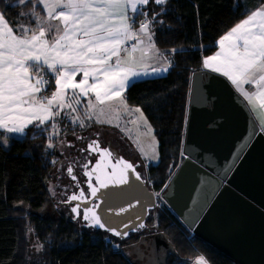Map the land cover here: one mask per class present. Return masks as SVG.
<instances>
[{"label": "snow or ice", "instance_id": "obj_1", "mask_svg": "<svg viewBox=\"0 0 264 264\" xmlns=\"http://www.w3.org/2000/svg\"><path fill=\"white\" fill-rule=\"evenodd\" d=\"M166 3L167 0H15L9 4V8L19 9L15 13L19 20L10 21L0 11V132L23 136L26 129L36 127L48 132L47 147L55 148L53 138L61 135L59 118L67 117L70 123L86 128V121L93 119L97 124L111 123L104 118L107 110L119 112L122 108L139 113L151 136L153 130L142 109H129L125 93L143 78L161 76L172 67V61L154 42L153 22L159 13L149 17L147 11L150 4ZM217 43L219 50L204 57L202 67L225 77L254 111L264 110V0H257L256 7L244 13ZM146 60H156L160 66ZM7 140L3 138L5 145ZM152 141L158 144L154 136ZM81 151L90 156L99 154L91 170V160L83 165L94 200H100L98 193L102 189L128 184L129 171L135 180L142 179L136 166L115 157L109 148H101L98 140L90 141ZM140 151L147 156L143 148ZM152 152L151 159H158L155 147ZM67 174L73 181L77 179L72 166L67 167ZM72 201L85 205V226L98 227L121 239L128 236V232L102 220L96 211L101 204L87 200L84 190L72 194L66 202ZM134 206L129 204L128 208ZM128 208L121 207L115 215ZM80 209L81 203L71 208L74 218L81 216ZM144 227L139 223L132 230ZM195 264L207 261L201 256Z\"/></svg>", "mask_w": 264, "mask_h": 264}, {"label": "trees", "instance_id": "obj_2", "mask_svg": "<svg viewBox=\"0 0 264 264\" xmlns=\"http://www.w3.org/2000/svg\"><path fill=\"white\" fill-rule=\"evenodd\" d=\"M14 3L0 0V10L10 21L19 20V9L9 8ZM256 5L257 0H167L147 7L149 17L159 13L153 22L154 40L172 67L164 76L136 82L125 96L129 105L142 109L159 142V162L147 167L154 191H163L184 160L193 74L203 69L204 57L217 51L219 37ZM47 137V131L36 127L23 136L0 132V264H29L31 228L45 247L41 264H136L106 241V234L79 229L65 217L43 216L51 202L53 161L59 156L47 147ZM157 220L175 249L165 264H192L200 255L210 264H234L191 236L166 203L158 209Z\"/></svg>", "mask_w": 264, "mask_h": 264}, {"label": "water", "instance_id": "obj_3", "mask_svg": "<svg viewBox=\"0 0 264 264\" xmlns=\"http://www.w3.org/2000/svg\"><path fill=\"white\" fill-rule=\"evenodd\" d=\"M189 101L184 160L161 197L215 253L236 264H264V132L244 97L218 73L195 72ZM134 166L141 180L129 171L128 184L98 193L102 220L128 236L95 230L119 241L144 231L158 206L145 171ZM121 207L128 211L115 215ZM139 223L145 227L133 231Z\"/></svg>", "mask_w": 264, "mask_h": 264}, {"label": "rangeland", "instance_id": "obj_4", "mask_svg": "<svg viewBox=\"0 0 264 264\" xmlns=\"http://www.w3.org/2000/svg\"><path fill=\"white\" fill-rule=\"evenodd\" d=\"M127 105L129 106V109L136 108V106H131L128 103ZM188 111H189V106H188ZM107 113L108 114L104 118L110 119L112 121L111 123L97 124L93 119L92 121H86V124L89 125L86 128H81L78 124L70 123L67 117L59 118L61 135L53 138V142L56 144V147L50 148L52 149V151H54V153L59 155L58 158L55 157L56 162L51 172V177L49 181V187L51 190H52V184L54 183V180H56L57 167L62 165L64 168L65 165L61 163L62 156L64 155V153L67 152L73 154L77 146V144H74V146L66 147V144L70 145L71 143L77 141H79V143H83L88 136L92 137L96 132L108 133L109 135L113 136V139L118 141V143L121 145L122 149L125 152L133 151L134 153H136L135 156H138L139 160L143 162L145 166L149 167V165L157 164L159 162L160 155L159 158L156 160L151 159V156L153 154L152 150L154 147L156 148V151L159 154V142L155 135V131L152 125L150 124V122L148 121L145 115L144 117H146L147 123L151 126L153 130L151 136L147 134V129L143 123V120L140 118L139 113H136L134 111L128 113L125 112L122 108L119 110V112H114L109 109L107 110ZM132 120H136V123H131ZM117 124H119V127L116 126ZM152 136L155 137V141L158 142V144L153 143ZM61 141H63V143H61ZM141 148H143L144 153H147V156H145L140 151ZM147 170L148 168H146L144 171L148 179ZM156 193L159 194V195L156 194L158 198L157 209H161L162 205L165 204V201L161 197L162 191H156ZM51 206H52L51 203H49L48 206L46 207L45 213L43 214L44 217L46 218L51 217L54 219L65 217L67 220L70 221L69 212H66L65 215H60L59 213L53 212ZM157 217H158V211L155 212L154 215H152V219L150 222L151 230L149 232L138 235L137 237L132 238L128 242H124L125 244H123V241L116 240L115 238H113L111 235L108 234L104 236V239L106 241H111L115 249L121 250L131 261H133L136 264H165L167 257L170 254L174 253L175 249L171 244V242L169 241V238L163 234L162 229L159 227L160 225L158 224ZM74 224L79 229H85L87 231H91L92 229L91 227L90 228L86 227L84 224H80V221ZM83 225L85 227H82ZM191 236H193V234ZM28 238H29L28 240L29 264H41L42 260L44 259V253H45L44 244L38 238H36L33 228L29 230ZM38 248H40L39 251L37 250Z\"/></svg>", "mask_w": 264, "mask_h": 264}, {"label": "flooded vegetation", "instance_id": "obj_5", "mask_svg": "<svg viewBox=\"0 0 264 264\" xmlns=\"http://www.w3.org/2000/svg\"><path fill=\"white\" fill-rule=\"evenodd\" d=\"M98 140L101 148H109L113 153L115 157L122 156L126 160L130 161L132 164L137 165L141 172H144V170L148 167L145 166L143 162L139 160L138 156H135L136 153L133 151H127L125 152L121 145L118 143V141L113 139V136L109 135L108 133H94L92 137H87L83 143H79V141L71 143L70 145L66 144V147L68 146H74V144H77L75 148V152L73 154L71 153H64L62 156V162L64 165L57 167V173H56V180H54V183L52 184V190L50 189L51 193V209L53 212L59 213L60 215H65L66 212H69L70 214V221L74 223H78L80 221V224H87L88 222L83 221L82 215H83V208L84 204L82 201H72L70 203L66 202L67 198L71 196L72 194H79L81 190H84L85 192V198L91 199L90 191L88 189V177L83 175L84 168L83 165L87 163L89 160L92 161L91 164H89V170H91L92 166L95 163V160L99 158V154H95L94 156H90L87 152H82L81 149L86 147V145L92 141V140ZM120 142V141H119ZM60 160V159H59ZM113 163L115 160L113 159ZM72 166L74 168V175H76L77 179L73 181L70 176L67 174V167ZM145 168V169H144ZM108 171H111L109 168ZM92 183L95 184V179L93 178ZM150 185V184H149ZM151 187V186H150ZM96 202V201H93ZM158 202V198H157ZM77 203H81V216L79 218H74L75 214L71 212V208L75 206ZM158 207V206H157ZM158 209L156 210V212ZM154 213H151L150 217L147 220L148 227L142 231L141 233H134L131 235L129 239L124 240L123 242H128L134 237H137L138 235L144 234L146 232H149L151 230L150 222L152 219V215ZM98 233H104L101 230H91ZM231 260V259H230ZM236 264V263H234Z\"/></svg>", "mask_w": 264, "mask_h": 264}, {"label": "crops", "instance_id": "obj_6", "mask_svg": "<svg viewBox=\"0 0 264 264\" xmlns=\"http://www.w3.org/2000/svg\"><path fill=\"white\" fill-rule=\"evenodd\" d=\"M1 11V10H0ZM139 19H143V17H140ZM154 42H155V40H154ZM156 44V43H155ZM157 46V45H156ZM217 46H218V49H217V51L219 50V45H218V43H217ZM158 48V47H157ZM159 49V48H158ZM160 50V49H159ZM162 52V51H161ZM215 54V53H214ZM213 54V55H214ZM137 56H139V53H137ZM146 62L147 63H149V64H151V65H153V66H156V67H158V66H160V64L156 61V60H146ZM204 69V68H203ZM149 71H151V68H149L148 69ZM207 70V69H206ZM208 71H210V70H208ZM168 73V72H167ZM167 73H164V74H162L161 76H164V75H166ZM161 76H149V77H146V78H143L142 80H144V79H149V78H155V77H161ZM80 77L78 76L77 77V79H79ZM246 88L248 87V86H245ZM246 101V100H245ZM246 103L248 104V101H246ZM248 106H249V108H250V110H251V112L253 113V115H254V117H255V119H256V121H257V123H258V125H259V127H260V129L262 130V127H264V110H260V109H257V110H253L252 109V107L248 104ZM27 130V129H26ZM264 132V131H263ZM15 135V134H14ZM16 136H20V135H16ZM202 257H204L205 259H206V257L205 256H203V255H201ZM201 256H199V257H201ZM198 257V258H199ZM196 260H197V258L193 261V263L192 264H195V262H196ZM206 261H207V264H210L209 263V261L206 259Z\"/></svg>", "mask_w": 264, "mask_h": 264}, {"label": "bare ground", "instance_id": "obj_7", "mask_svg": "<svg viewBox=\"0 0 264 264\" xmlns=\"http://www.w3.org/2000/svg\"><path fill=\"white\" fill-rule=\"evenodd\" d=\"M89 201H96L95 203H100L101 204V200H94V198L88 199ZM88 206H91V204H89ZM99 214V209L96 210ZM97 228V227H96ZM95 228H92L91 230H94ZM94 232V231H93Z\"/></svg>", "mask_w": 264, "mask_h": 264}]
</instances>
